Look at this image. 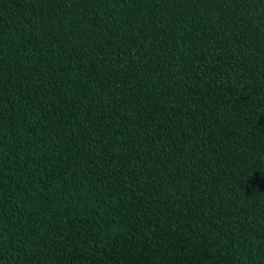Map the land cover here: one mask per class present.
<instances>
[{
  "label": "trees",
  "instance_id": "1",
  "mask_svg": "<svg viewBox=\"0 0 264 264\" xmlns=\"http://www.w3.org/2000/svg\"><path fill=\"white\" fill-rule=\"evenodd\" d=\"M0 264H264V0H0Z\"/></svg>",
  "mask_w": 264,
  "mask_h": 264
}]
</instances>
